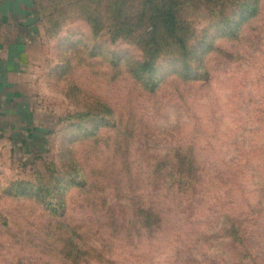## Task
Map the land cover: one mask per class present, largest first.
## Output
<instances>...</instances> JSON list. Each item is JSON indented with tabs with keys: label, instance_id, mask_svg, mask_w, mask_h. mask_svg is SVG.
Masks as SVG:
<instances>
[{
	"label": "rangeland",
	"instance_id": "obj_1",
	"mask_svg": "<svg viewBox=\"0 0 264 264\" xmlns=\"http://www.w3.org/2000/svg\"><path fill=\"white\" fill-rule=\"evenodd\" d=\"M134 1L34 0L46 127L0 133V264H264V0L184 7L185 47Z\"/></svg>",
	"mask_w": 264,
	"mask_h": 264
},
{
	"label": "crops",
	"instance_id": "obj_2",
	"mask_svg": "<svg viewBox=\"0 0 264 264\" xmlns=\"http://www.w3.org/2000/svg\"><path fill=\"white\" fill-rule=\"evenodd\" d=\"M41 33L34 0H0V133L28 151L46 127L34 87Z\"/></svg>",
	"mask_w": 264,
	"mask_h": 264
},
{
	"label": "trees",
	"instance_id": "obj_3",
	"mask_svg": "<svg viewBox=\"0 0 264 264\" xmlns=\"http://www.w3.org/2000/svg\"><path fill=\"white\" fill-rule=\"evenodd\" d=\"M143 1H134V6L139 8L143 6L142 14L147 12L146 19L143 21L145 25L141 26L144 27L141 30L146 33V36H151V33L154 35L159 30L163 39L175 38L180 42V46L185 47L186 39L179 32L182 10L187 6L198 7L202 0H146V3ZM146 36L147 41L148 37Z\"/></svg>",
	"mask_w": 264,
	"mask_h": 264
}]
</instances>
